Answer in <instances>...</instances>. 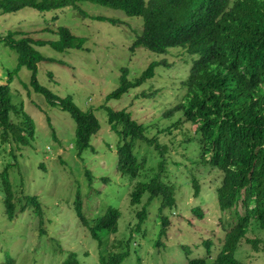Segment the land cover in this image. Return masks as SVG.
<instances>
[{
	"label": "rangeland",
	"instance_id": "rangeland-1",
	"mask_svg": "<svg viewBox=\"0 0 264 264\" xmlns=\"http://www.w3.org/2000/svg\"><path fill=\"white\" fill-rule=\"evenodd\" d=\"M82 9L115 22L85 17ZM60 26L85 37L84 48L61 52L49 44L37 46L47 58L38 64L37 79L60 97L71 96L82 110H92L101 128L92 137V146L79 154L75 119L34 90L32 72L27 67L11 74L18 65V52L0 44V77L5 78L1 83L10 84L17 108L10 118L17 123L29 121L24 132L28 135L26 143L12 134L5 139L0 128V264H64L72 251L80 264H104L102 255L108 259L109 253L122 252L129 254L121 264H186L195 257L213 264L228 223L233 221L218 202L217 188L223 172L200 163L198 144L190 142L195 138L196 126L185 120L183 111L168 113L184 101L185 80L198 55L181 46L171 47L167 53L142 46L133 50V43L144 30L143 17L90 1L80 3L79 8L67 6L51 11L29 7L10 13L0 10L2 36L13 31L19 33L17 38L28 35L58 40ZM47 28L51 30H44ZM155 61L161 65L153 78L120 98H107L120 87L124 68L128 69L129 79L135 80ZM109 108L130 111L144 125L145 134L161 144L159 151L136 140L135 153L142 164L136 180L148 181L159 172L162 152V174L176 187V205L161 211L160 198H154L146 220L138 228V211L148 202V195L141 204L131 201L135 181L118 170L123 137L109 123ZM6 175L16 207L13 218L5 202ZM195 178L200 185L198 194ZM78 193L90 220L105 215L110 207L120 211L118 231L106 235L102 246L78 216ZM32 196L41 203L42 219L29 202ZM196 207L203 217L197 215ZM162 215L169 218V232L157 245ZM257 235L262 240L258 248L243 239L235 253L238 259L264 264V232Z\"/></svg>",
	"mask_w": 264,
	"mask_h": 264
},
{
	"label": "trees",
	"instance_id": "trees-1",
	"mask_svg": "<svg viewBox=\"0 0 264 264\" xmlns=\"http://www.w3.org/2000/svg\"><path fill=\"white\" fill-rule=\"evenodd\" d=\"M86 1L143 17L144 30L133 43V50L142 46L157 53H167L171 47L181 46L190 54L198 55L185 80L184 101L168 113L183 111L185 120L196 126L195 138L190 142L198 144L200 163L223 172L217 188L218 202L220 209L229 212L233 221L228 223L223 246L213 264H249L238 259L235 253L243 239L258 248L262 240L257 234L264 232V0H0V10L10 13L29 7L51 11L67 6L79 8L80 3ZM81 13L96 20L115 22L83 9ZM57 33L58 40H41L28 35L17 38L19 33L11 31L8 35H0V44L18 52V65L10 73L27 67L32 72L30 83L34 90L43 93L51 105L59 106L75 119L76 148L81 154L92 146V137L101 128L99 119L92 110H82L71 96L60 97L37 79L38 64L47 59L37 46L49 44L61 52L84 48L85 37L75 35L70 28L60 26ZM159 65L161 62L158 61L151 63L135 80L129 79L128 69L124 68L120 87L107 98H120L131 88L142 85L155 76ZM4 79L0 77V128L5 139L12 134L18 141L26 143L28 135L24 132L29 121L17 123L11 120L10 114L17 108L12 101L10 84L1 83ZM108 114L112 129L123 137L118 149V170L135 181L131 201L141 204L148 195V202L138 211V228L146 220L147 208L154 198H160L161 211L176 205V187L162 174L165 170L162 152L159 172L148 181L136 180L142 167L135 153L136 140L155 146L159 151L161 144L145 134L144 125L134 119L130 111L109 108ZM4 183L7 213L13 218L16 207L7 175ZM193 184L198 194V179L195 178ZM29 202L42 219L43 210L37 196L30 197ZM75 208L100 246L106 235L118 231L120 211L117 208L110 207L105 215L90 220L83 212L79 193ZM195 212L204 216L199 207ZM169 223L168 216L162 215L157 245L168 236ZM128 254L109 253V258L102 255V260L104 264H121ZM64 264H80L78 255L72 251ZM186 264L208 263L206 258L195 257Z\"/></svg>",
	"mask_w": 264,
	"mask_h": 264
}]
</instances>
